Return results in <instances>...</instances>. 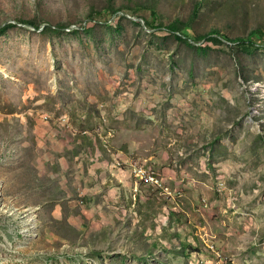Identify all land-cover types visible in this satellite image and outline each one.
<instances>
[{
    "label": "rangeland",
    "instance_id": "374dc122",
    "mask_svg": "<svg viewBox=\"0 0 264 264\" xmlns=\"http://www.w3.org/2000/svg\"><path fill=\"white\" fill-rule=\"evenodd\" d=\"M141 2L0 0V264H264V46L196 50ZM155 3L264 29V0Z\"/></svg>",
    "mask_w": 264,
    "mask_h": 264
},
{
    "label": "trees",
    "instance_id": "16d2710c",
    "mask_svg": "<svg viewBox=\"0 0 264 264\" xmlns=\"http://www.w3.org/2000/svg\"><path fill=\"white\" fill-rule=\"evenodd\" d=\"M151 6H148V10H150V20H148L145 16L141 14L143 11L141 6H147L145 5V2H141L140 4H137L134 7L131 6H125L126 8L132 9L133 15L138 16L139 18L143 19L145 21V24L148 27H151V29L160 30L162 28L166 29L168 34H171L177 41L181 43H185L188 46L199 50L204 51L206 49H209L210 43L213 45H220L221 43L225 42H232L234 45H238L239 47H242L245 50H249L251 48L256 49V46H264V29H260L259 27L252 29L250 33L247 36H236L234 38H231L227 36L224 32H221L219 28H213L209 30L206 33L198 34L195 32L193 23L195 22V15L196 12L194 11L191 13L189 19L187 21H183L180 19H175L167 24H165L161 20V14L157 8L158 4L155 3V0H150ZM196 7V6H195ZM106 9L108 10L109 18L111 16L117 17L118 20L125 19L124 15L120 14V11H125L123 7L118 8L114 4V0H107V6ZM92 15H96L95 22H101L100 18H102V12L95 11L93 14L91 13V19ZM94 17V16H93ZM19 22L29 24L34 27H38L34 20H19ZM138 23H141L137 21ZM107 23V21L105 22ZM165 25V26H161ZM107 26V24H105ZM264 28V27H263ZM48 29V28H47ZM191 41L194 43H199L201 41H205L206 44H196L194 45ZM226 44V43H225ZM228 45V44H226ZM155 248V246H154Z\"/></svg>",
    "mask_w": 264,
    "mask_h": 264
},
{
    "label": "crops",
    "instance_id": "0c3cea01",
    "mask_svg": "<svg viewBox=\"0 0 264 264\" xmlns=\"http://www.w3.org/2000/svg\"><path fill=\"white\" fill-rule=\"evenodd\" d=\"M109 161V160H108ZM112 166V165H111ZM100 167V166H99ZM40 171L44 170V168H38ZM48 170L52 173L54 172H61L62 174H67L69 173L71 176H72V172H73V168H48ZM114 171V168H97V175L95 176V174L92 172V170L90 169V174L88 175V180L86 182L89 183V184H92L93 185V182L95 180H99V179H104V178H107L110 180V179H114L115 177H112V175H116V173L113 172ZM81 172H82V168H81V171H78L76 172V176L78 178V181H82L79 179V177L81 176ZM112 172V174L110 173ZM118 173H120V175L126 177V172L125 171H116ZM124 179V178H123ZM62 183V187L67 189V187L69 186V182H61ZM91 186H88L87 188H90Z\"/></svg>",
    "mask_w": 264,
    "mask_h": 264
},
{
    "label": "built area",
    "instance_id": "2783aa9c",
    "mask_svg": "<svg viewBox=\"0 0 264 264\" xmlns=\"http://www.w3.org/2000/svg\"><path fill=\"white\" fill-rule=\"evenodd\" d=\"M132 171L137 174V177H144V180L153 182L155 184L158 183L153 177H149L146 171H143V168H138L136 165H131Z\"/></svg>",
    "mask_w": 264,
    "mask_h": 264
},
{
    "label": "clouds",
    "instance_id": "9594fccd",
    "mask_svg": "<svg viewBox=\"0 0 264 264\" xmlns=\"http://www.w3.org/2000/svg\"><path fill=\"white\" fill-rule=\"evenodd\" d=\"M142 20H143V19H142ZM144 22H145V21H144ZM127 171H128V173H129L131 176H133L132 173H131V171H130V168H128Z\"/></svg>",
    "mask_w": 264,
    "mask_h": 264
},
{
    "label": "bare ground",
    "instance_id": "6f19581e",
    "mask_svg": "<svg viewBox=\"0 0 264 264\" xmlns=\"http://www.w3.org/2000/svg\"><path fill=\"white\" fill-rule=\"evenodd\" d=\"M140 178H143L144 179V177H140Z\"/></svg>",
    "mask_w": 264,
    "mask_h": 264
}]
</instances>
